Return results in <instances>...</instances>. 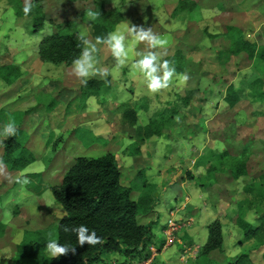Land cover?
<instances>
[{
  "label": "rangeland",
  "instance_id": "374dc122",
  "mask_svg": "<svg viewBox=\"0 0 264 264\" xmlns=\"http://www.w3.org/2000/svg\"><path fill=\"white\" fill-rule=\"evenodd\" d=\"M33 1L30 0L31 3ZM100 1L102 14L98 0H37L46 19L43 27L33 32L31 15L15 12V5L24 7L26 0H0V64L13 62L20 65L26 62L18 80L9 84L0 82V126L5 123L3 115L18 122L17 129L23 133L20 141L36 155L31 169L38 167L36 160L52 162L60 152L62 155L57 165L63 170H67L77 155L98 156L106 151L113 152L120 169L121 183L131 188L132 197L138 191L152 197L155 191L149 211H146L148 215L140 212L139 218L136 216L138 221L150 226V240L158 243L164 239L162 228L166 220L174 210L173 218L180 219V212L178 214L176 209L183 206L181 214L186 213L189 217L182 219L186 225L177 230L175 236L189 239V231L197 230L192 238L200 246L197 245L198 250L180 255L179 261H186V264H225L238 253L247 252L254 264H263V247L254 238L244 236L237 217L255 222L257 213L264 210V0ZM181 1L186 7H192L191 13L185 8L186 12L178 13L179 20L167 16L173 9L180 11L178 9L183 7ZM165 2L169 4H166L168 12L163 10ZM88 11L98 13L97 20L103 17L102 22L106 24L114 20L111 31L117 27L123 30L129 23H144L143 26L152 27L154 33L166 40V48L162 49L167 55L165 59L184 65V73L169 85L167 94L153 100L151 117L145 113L150 99L143 81L137 85L127 73V67L139 58L138 54L148 50L146 43L129 38L127 66H117L108 49L98 46L99 66L111 73L108 76L111 81L109 88L105 84L99 86L98 82L84 85L68 72L70 68L64 66L67 63L59 62L62 66H56L38 57L37 45L42 35L56 30L67 20L74 22L72 29H78L95 42L92 30L95 21L87 18ZM158 23L162 27L156 26ZM224 23L241 27L242 35L254 44L255 53L251 60L242 52L224 53L228 50L225 48L228 33L220 32L219 28ZM177 28L181 31L175 32ZM232 33L229 47L233 46V39L238 34L236 31ZM133 43L138 44V53ZM175 51L177 56H174ZM185 74L187 80L183 79ZM66 75L73 80L62 89L71 87V93L62 90L57 97L43 95L64 82ZM47 77L55 84L48 85L46 89L44 78ZM230 84L237 92L238 99L234 105L225 100ZM115 89L122 91L116 97ZM94 91H97L95 98L99 104L94 106L99 107L105 101V106L101 107L104 109H93L87 116L74 117L76 126H72L73 121H66L64 113L82 110L88 94ZM127 107H133L138 113L135 124L156 119L161 125L160 136L153 135L152 139L141 143L140 137L145 133L141 125H132L124 112ZM4 111L7 113L2 114ZM96 129L101 133L99 136L93 135ZM5 140L0 136V156ZM133 141L139 143L144 151L132 154L130 144ZM67 149L69 151L65 154ZM24 173H11L0 161V201L8 197V193L14 198L19 185V192L23 191L20 200L24 202L18 206L24 210L18 209L21 212L19 220L21 224L24 220L26 222L21 228L28 230L27 225L33 223L40 226L37 229L45 232L48 238L55 239L59 221L54 214L55 209L65 211L50 200L47 189L36 202L28 199L25 188L34 185L32 177L41 174ZM24 176L29 183H17V178ZM59 178V174L50 178L49 185L59 183ZM216 219L221 223V245L207 254L201 253V232L204 238L208 225ZM23 231L15 228L10 239H21ZM183 244L182 240L174 242L151 264H165L169 256L176 259V246L181 245L183 252ZM4 247V253L0 250V264H26L24 258L18 262L13 260L14 242L9 241ZM41 253L50 255L47 249ZM193 253L196 260L188 258ZM142 255L143 252L134 255L104 253L99 262L91 264H132Z\"/></svg>",
  "mask_w": 264,
  "mask_h": 264
},
{
  "label": "trees",
  "instance_id": "16d2710c",
  "mask_svg": "<svg viewBox=\"0 0 264 264\" xmlns=\"http://www.w3.org/2000/svg\"><path fill=\"white\" fill-rule=\"evenodd\" d=\"M32 4L34 7L29 14L31 30L36 32L43 27L46 17L37 0H34ZM180 5L185 6L182 1ZM98 7L100 13H103L100 0H98ZM23 8L15 5L16 14H24ZM102 19L103 17H100V20L92 24L95 38L106 35L112 29L114 20L106 24L102 22ZM73 24L72 20H67L58 25L56 30L43 34L38 43V55L41 59L70 64L80 54L81 46L78 40L80 32L76 28L72 29ZM224 28L225 31H229V38L233 36L232 31L238 33L235 38L233 37V46L228 47V52L236 53L239 50H245L249 56H252L255 50L254 44L242 35L240 27L225 25ZM175 67L182 70V65L177 64ZM20 74V67L17 64L0 65V77L6 82H12ZM96 82L99 86L102 83L108 84V78L99 81L91 79L87 84ZM91 94L96 95L97 91L88 95ZM226 99L231 105L238 99L233 84L228 87ZM124 112L131 122L136 120L135 111L131 107L125 108ZM154 125L157 127L155 128ZM160 126L157 120H153L144 126V133L146 135L158 133ZM22 134L21 129L18 128L16 136L9 137L3 142L1 161L9 170H21L36 159V155L20 141ZM51 191L55 201L66 213L65 218L62 221L59 219L57 223L54 238L61 244L76 247L75 254L69 252L68 255L53 259L51 255L44 256L41 252L46 249V241L49 239L45 232L39 229H25L22 239L16 246L14 261L18 262L24 258L26 264H91L99 262L104 253L134 255L143 252L145 255V249L151 241V229L148 224L139 223L136 216L140 212L148 211L151 199L147 194L140 195L136 200L131 197V188L121 183L120 169L113 152L106 151L98 156H76L64 172L61 181L51 186ZM237 221L242 226L244 236L254 238L257 244L263 247L264 264V210L257 213L255 222L238 217ZM81 224L88 227L90 231L94 230L102 238V243L95 246L85 244L80 247L77 245L76 235L70 231H64V226L72 227ZM220 227L221 223L218 219L208 225V237L202 245L201 253L207 254L210 250L220 247L222 242ZM6 229L7 226L0 220V234ZM40 256L42 259L39 258ZM225 264L254 263L247 252H240Z\"/></svg>",
  "mask_w": 264,
  "mask_h": 264
},
{
  "label": "clouds",
  "instance_id": "9594fccd",
  "mask_svg": "<svg viewBox=\"0 0 264 264\" xmlns=\"http://www.w3.org/2000/svg\"><path fill=\"white\" fill-rule=\"evenodd\" d=\"M33 7L34 5L30 0H26L23 8L24 14H30ZM86 15L90 21H96L99 16L95 11H88ZM129 38L135 42L146 43L148 46V50L139 53V58L131 65L132 70L138 71L143 76L147 90L151 93H157L168 88L171 79L175 75L176 69L169 60L163 59L161 52L157 51V49H163L165 47L166 40L162 36L154 33L152 27H145L132 23H129L123 30L117 27L104 36H97L95 42L88 39L83 33H80L78 35V40L81 50L80 54L72 61L73 74L84 85H87L88 81L92 78L103 79L111 75L107 68L99 66L100 60L97 55L100 50L98 47L99 45H103L108 49L117 66H127L129 56V45L127 42ZM183 79L187 80L188 76L185 74ZM17 131L16 123L12 119H9L0 126V136L6 139L16 136ZM17 183L25 185L29 183V180L27 176L19 177L17 178ZM54 213L61 221L66 215L62 210L57 211V209H55ZM64 231L74 233L78 241L77 245L80 247H83L85 244L88 246H95L102 243V238L99 237L94 230L90 231L89 228L83 224L72 227L64 226ZM147 247L145 252L147 251ZM46 249L52 259L68 255L69 252L73 254L76 252V247H69L61 244L57 239L52 238L46 241Z\"/></svg>",
  "mask_w": 264,
  "mask_h": 264
},
{
  "label": "crops",
  "instance_id": "0c3cea01",
  "mask_svg": "<svg viewBox=\"0 0 264 264\" xmlns=\"http://www.w3.org/2000/svg\"><path fill=\"white\" fill-rule=\"evenodd\" d=\"M189 0H186V2H188ZM185 2V1H184ZM166 4H167V6L169 5L168 4V2L166 3H164V6H163V10H165L166 11ZM173 4V3H172ZM174 6V5H173ZM186 8V9H185ZM188 8V9H187ZM191 8L192 7H186V6H183V7H181V9H178V10H180V11H175V9H173L172 10V12L171 13H167L166 15L168 16V15H170L169 17H171L172 19H178L179 20V16H177L178 15V13H181V12H186L185 10H187V12L190 14L191 13ZM185 9V10H184ZM175 11V12H174ZM166 12H168V11H166ZM172 13H174V14H172ZM164 15V14H163ZM153 20H155L156 18H152ZM143 25H144V23H142ZM222 25H230V24H226V23H224V24H220L219 25V28H220V32H222V33H229V31L227 32V31H225L224 29V26H222ZM231 25H233V24H231ZM156 26H158V27H162L161 26V24L160 23H158V24H156ZM221 26V27H220ZM234 26H236V25H234ZM238 27V26H237ZM241 28V27H240ZM175 30V32H180L181 31V29H174ZM173 31V30H172ZM81 33V32H80ZM43 36V35H42ZM228 38H227V41H228V43H227V46L225 47V48H227L228 49V47H229V44L231 43V38H229V36H227ZM96 39V38H95ZM41 39H39V41H40ZM39 43V42H38ZM133 45H134V48H135V50H136V53H138L139 51L137 50V47H138V44L136 43V44H134L133 43ZM37 47H38V45H37ZM166 47H164L163 49H165ZM224 48V49H225ZM157 51H159V52H161L162 53V55H163V59H165L166 57H167V55H165L163 52H162V49H157ZM243 53L247 58H248V60H251V58L254 56V53H255V50L253 51V54H252V56H249L248 55V53H247V51H245V50H239L238 52H236V53H229L228 52V50L227 51H224V53H227L228 55H233V54H239V53ZM177 53L178 52H176L175 51V53H174V56H177ZM37 55H38V48H37ZM38 57H39V55H38ZM40 58V57H39ZM44 62H51L53 65H56V66H62L61 65V63H64V62H61V63H59V62H57V64H55V62H52V61H48V60H44ZM10 63H13V62H9V63H2V64H0V65H3V64H10ZM13 64H17L19 67H20V71H21V74H22V72H23V67L26 65V62L25 61H23V64H22V62L20 63V65L18 64V63H13ZM59 64V65H58ZM171 64H172V66H176L177 64L176 63H173V62H171ZM64 66H65V68H70V71H68L70 74H72L73 72H72V62L70 63V64H64ZM63 69H64V67H62ZM175 69H176V72H175V75L173 76V78L171 79V82H170V84L169 85H171V84H174V80L175 81H177L178 80V78L182 75V73H184V71H183V69H184V65L182 66V70H178L176 67H175ZM61 72V71H60ZM127 73L129 74V78L130 79H132V81L133 82H136V84L138 85L139 83H141L142 81H143V83H144V78H143V76L138 72V71H134V70H132V68H131V65L129 66V67H127ZM20 74V75H21ZM19 75V76H20ZM19 76L15 79V80H18V78H19ZM48 77H49V75H48ZM48 77H47V79L46 78H44V81H45V87H46V89L48 88L47 86L48 85H54L55 84V81L54 80H50V79H48ZM65 78H64V82H60V84L58 85H56V87H54L53 88V90H51V89H48V92L46 93H44L43 95L44 96H49L50 94H52L53 95V97L55 96V97H57L59 94H60V91H62L63 90V92H65V93H71L72 92V90L69 88L68 90L67 89H62V88H64V86H66L65 84L66 83H69V81L70 80H73L72 79V77H70V76H68V75H66V76H64ZM1 78V77H0ZM127 79V78H126ZM15 80H13L12 82H14ZM99 80V79H98ZM102 80V79H101ZM47 81H49L48 82V84H46V82ZM51 81H52V83H51ZM0 82H2V83H5V84H9V82H6L5 80H3L2 78L0 79ZM12 82H10V83H12ZM59 83V82H58ZM102 84H105L108 88L111 86V81H110V78L108 77V84H106V83H102ZM1 85V84H0ZM141 86H139V87H137V88H140ZM144 89H145V93L147 94V97H148V99H150L149 101H148V107L146 108V110H145V113L147 114V116L148 117H151L152 116V114H153V112H154V107H153V100L154 99H157V96H160L161 94H167V90H168V88H166V89H163V90H161V91H159V93L157 92V93H151V92H149L148 90H147V88H146V85H145V83H144ZM69 91V92H68ZM118 92H122V91H118V89H115V93H114V97H116L117 96V94H118ZM144 93V94H145ZM92 95H94V94H91V95H88L89 97L87 98V100L85 101V106H84V108H82V110H68L66 113H64V116L66 117V121H73V123L71 124L72 126H76V121L73 119L74 117H82V116H87V113L88 112H91V110H93V109H95V110H101V109H104V108H101L102 106H105V101L104 102H102V105L101 106H99V107H95L94 106V104H96V105H99L98 104V102H97V99L95 98V95L93 96V99H91L92 97ZM111 100V99H110ZM225 100L226 101H228L227 99H226V96H225ZM228 104H229V102H228ZM231 105V104H230ZM234 105V104H233ZM133 108V107H132ZM134 109V108H133ZM77 111L78 112H81V113H79V114H77ZM134 111H135V115H136V120H137V116H138V113H137V111L134 109ZM175 110H173V112H174ZM7 112L6 111H4L2 114H6ZM3 116H5L4 117V120H5V122H7L10 118H8L6 115H3ZM13 120V119H12ZM136 120L134 121V122H131L132 123V125H141V127L143 128V132H144V126L147 124V123H149V121L148 120H144V121H138L136 124H135V122H136ZM156 120V119H155ZM85 122V121H84ZM84 122H82V123H84ZM152 122V121H151ZM17 124H18V122H16ZM70 125V126H71ZM71 126V127H72ZM160 131L158 132V133H155V132H153V133H151V134H149V135H146V134H144V135H142L141 137H140V139H141V143H143V141L144 140H147V139H152L151 137L153 136V135H156L155 137H159L160 136V134H161V126H160V129H159ZM137 133V132H136ZM155 133V134H154ZM101 133L99 132V130L98 129H96L94 132H93V135L94 136H99ZM135 142V143H134ZM140 144L139 143H137L136 141H133V143H131L130 144V147H133V149H132V154H140L141 153V150H143V149H141V147L139 146ZM2 147H3V145H2ZM67 151H69L68 149L65 151V154L67 153ZM144 151V150H143ZM2 154H3V150H2ZM61 155H62V153L60 152V153H58V156H57V158H55V160L54 161H45V163L44 162H41V161H38V160H36L37 162H36V165H38V167H36V168H34V169H31L30 168V166L34 163V161H32L31 163H29L26 167H24L23 169H21V170H10L11 171V173L13 172V173H17V174H25L24 172H29V173H38V174H41V175H39L38 177H32V180H33V182H34V185H31V186H27V188H25V191L24 192H26V195L29 197L28 199H30V200H32V201H34V202H36L37 200H38V198H40L42 195H43V192H45V190L44 189H47V191L50 193V200H52L53 202L55 201V199H54V196H53V194H52V191H51V185H49V183H48V181H49V179L50 178H52L53 176H56V175H58L59 174V179H60V181H61V179H62V176H63V174H64V172L66 171V169L65 170H63V168H59V165H57L58 164V162L60 161V159H61ZM142 155V154H141ZM77 156H79V155H77ZM86 156V155H85ZM137 156H140V155H137ZM76 157V156H75ZM74 157V158H75ZM1 158H2V156H0V161H1ZM51 162V164L49 165V163ZM70 165H71V163H70ZM121 179V178H120ZM53 185H54V183H52ZM58 184V183H57ZM48 188H50V189H48ZM144 190H146L145 188H143ZM21 190V188H20V186L18 185L17 187H16V190H15V192L14 193H17L15 196H14V198H12L13 196L11 195V194H9L8 193V197L6 196L5 197V199L4 200H1L0 201V205L2 206H0V220H2L3 221V223L7 226V229L3 232V233H1L0 234V246H2V248L0 249L1 251H3V253L6 251L5 250V244L7 245V243H9V241H12V242H14L15 243V247L17 246V244L20 242V240L22 239H19V240H14V238H11L10 239V236H11V233L15 230V228H18V230L20 229L21 230V232L23 231V230H25L24 228H21V225L23 224V227H24V223H26L25 222V220H24V222L21 224V221L19 220L20 219V215H21V212L20 211H22V212H24V210L22 209V210H20V208H18V206L20 205V202H21V200H20V194H22L23 193V191H21V192H19ZM154 193H155V191L153 192V196L152 197H150V199L151 198H153L154 197ZM143 194H146V193H142V192H140V191H138L137 192V194L135 195V197H132L133 199H137L140 195H143ZM26 199V198H25ZM56 202V201H55ZM24 202H21V204H23ZM57 203V202H56ZM152 203V199H151V202H150V204ZM58 204V203H57ZM59 205V204H58ZM59 206H61V205H59ZM196 206H198V205H196ZM4 208V209H3ZM182 208H183V206L182 205H180V206H178L177 207V213L179 214V212H180V215H181V217H180V219H185L186 217H189V216H187V215H185L186 213H183V214H181V212L183 211L182 210ZM18 209L20 210V211H18ZM15 211H17V212H15ZM149 211V210H148ZM176 211L174 210L173 212H171V218H173L174 217V213H175ZM142 213H144V214H142V215H148V214H146V212H142ZM55 214V213H54ZM56 215V214H55ZM141 215V214H140ZM139 214L137 215V217L139 218V216H140ZM138 218H137V220H138ZM155 218H157V215L155 216ZM191 218V217H190ZM193 219V218H192ZM179 220V219H178ZM139 223H143V224H147V223H145L144 221H138ZM35 223V222H34ZM166 223V222H165ZM163 224V223H162ZM165 226V225H164ZM163 226V227H164ZM183 227V226H182ZM181 227V228H182ZM26 228H28L29 230H38L37 228H40V226H38V225H36L35 224V226L33 225V223H30V225H27V227ZM40 230V229H39ZM186 231L188 232L189 231V229H187L186 228ZM190 233H189V236L191 237V238H187V239H179L180 241L182 240L183 241V252H181V250H180V248H181V245H180V247L179 246H176L177 247V249H178V252H177V258L176 259H174V258H172L171 256H169L168 257V259L165 261V264H168V262H170V264H186L185 262H181V261H179V259H178V257L180 256V255H186V254H188V252H189V250H195V249H197L198 250V246H200V244H198V243H196L195 241H194V238H192V236H194V235H196L195 233H197V230H193V231H189ZM19 233V232H18ZM177 233V232H176ZM200 234V233H199ZM200 237H202V244H204V242L207 240V237H208V229H207V233H206V235H204V238H203V232H201V236ZM204 239V240H203ZM163 241V240H162ZM179 241V242H180ZM151 242H153V244L154 245H156L157 247H160V242L161 241H159L158 243H155L154 241H150L149 243H151ZM179 244V243H178ZM173 244H171V245H169V246H167L164 250L162 249V250H160L157 254H156V256L158 255V254H161L163 251H165L168 247H170V246H172ZM198 245V246H197ZM5 250V251H4ZM12 252V256L13 255H15L16 254V249L13 251H11ZM186 253V254H185ZM194 256V253L190 256V257H188V258H192V260H196L197 258H196V256L195 257H193ZM1 258L2 257H0V260H1ZM187 258V259H188ZM14 260V259H13ZM168 261V262H167ZM162 264H164V263H162Z\"/></svg>",
  "mask_w": 264,
  "mask_h": 264
},
{
  "label": "built area",
  "instance_id": "2783aa9c",
  "mask_svg": "<svg viewBox=\"0 0 264 264\" xmlns=\"http://www.w3.org/2000/svg\"><path fill=\"white\" fill-rule=\"evenodd\" d=\"M186 222L182 219L176 220L174 218H168L166 220L165 226L162 228L164 233V239H161L160 247H157L153 243L149 244L145 255L138 257L133 264H151L154 257L160 250H164L167 246L173 244L174 242H179L178 237L175 236L177 230L182 226H185ZM163 240V241H162ZM181 242V241H180Z\"/></svg>",
  "mask_w": 264,
  "mask_h": 264
}]
</instances>
